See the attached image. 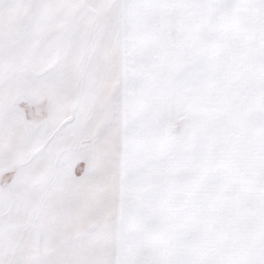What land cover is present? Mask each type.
Returning a JSON list of instances; mask_svg holds the SVG:
<instances>
[{"label": "snow or ice", "instance_id": "6c2138e0", "mask_svg": "<svg viewBox=\"0 0 264 264\" xmlns=\"http://www.w3.org/2000/svg\"><path fill=\"white\" fill-rule=\"evenodd\" d=\"M0 264H264V0H0Z\"/></svg>", "mask_w": 264, "mask_h": 264}]
</instances>
